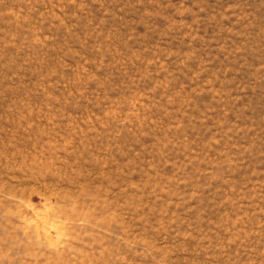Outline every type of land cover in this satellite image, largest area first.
<instances>
[{"label":"rangeland","instance_id":"374dc122","mask_svg":"<svg viewBox=\"0 0 264 264\" xmlns=\"http://www.w3.org/2000/svg\"><path fill=\"white\" fill-rule=\"evenodd\" d=\"M0 264H264V0H0Z\"/></svg>","mask_w":264,"mask_h":264}]
</instances>
